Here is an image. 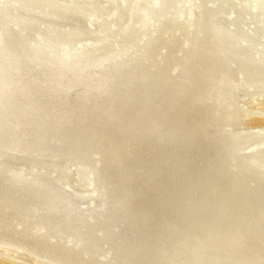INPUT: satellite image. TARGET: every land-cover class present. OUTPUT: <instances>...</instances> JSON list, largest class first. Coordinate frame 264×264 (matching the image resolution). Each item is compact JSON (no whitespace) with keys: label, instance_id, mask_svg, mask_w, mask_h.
<instances>
[{"label":"bare ground","instance_id":"6f19581e","mask_svg":"<svg viewBox=\"0 0 264 264\" xmlns=\"http://www.w3.org/2000/svg\"><path fill=\"white\" fill-rule=\"evenodd\" d=\"M18 1L14 15L0 8V148L9 159L18 151L25 161L32 154L31 162L44 172L31 174L36 178L31 176L14 192L7 191L9 181H0V203H5L7 212L19 213L28 207L26 200L45 201V223H35L37 237L31 239L43 244L38 255L49 258L55 245L62 254L79 261L82 250L89 251V263L85 264H164L168 259L169 264H264V256L255 254L264 250L258 243L264 244V239H253L256 243L250 247L246 241V251L239 244L247 240L255 216L259 214L257 219L264 225V198L253 196L246 207L244 200L237 199L249 198L251 189L259 191L256 195L264 193V152L247 148L254 139L264 137V112L252 117L254 124L249 129L237 130L242 123L234 107L246 89L264 90V65L254 54L257 37L264 36V4L239 0L237 5L234 0H222L216 4L219 13L211 14L204 6L206 10L197 21L201 14L196 6L203 8L206 2L198 0V5L187 7L185 21L179 15L167 16L172 0H105L104 7L99 4L86 18V30H79L59 24L66 18L85 17L84 10L94 6L93 0H84L79 7ZM233 7L238 15L230 21L222 12ZM125 8L130 13L119 26ZM253 9L257 12L253 18L256 29L243 33L240 20ZM153 18H157L155 33L166 30L167 37L158 35L152 40L146 35ZM41 24L42 34L29 44L27 34ZM193 25L188 31L186 27ZM118 26L117 43L111 37ZM95 28L99 35H92ZM188 33L197 35V41L187 63L178 62L170 77L153 75L160 59L157 50L167 44L172 49L181 46L192 37ZM86 36H90L88 44L70 46ZM232 65L241 75L238 78ZM174 101L179 111L168 116ZM66 127L70 129L64 131ZM186 135L195 136L196 142L186 152L178 151L173 138L185 139ZM163 136L168 138L167 145L161 141ZM99 153L105 154L104 171L113 182L100 174ZM67 164L75 168L78 182L92 186L90 199L100 201L105 210L100 214L104 221L99 223L107 228L100 237H90L92 227L84 225L86 219L71 224L79 211L77 202L86 196L65 181L70 176ZM220 165L229 168L218 172ZM133 167L140 168L131 177ZM4 169L7 167H1ZM21 172L6 171L10 177ZM230 172L233 175L228 177ZM240 177L241 183L234 182ZM240 184L244 191L237 187ZM133 187L137 190L131 191ZM214 188V197L208 198L204 193H212ZM173 192L170 205L166 198ZM134 204L136 208L131 207ZM174 205L177 207H170ZM35 210L28 220L36 215ZM63 216L67 218L55 230ZM46 224L50 225L47 235L42 233ZM58 230L89 238L81 248L79 238L52 244ZM177 232L188 233V242L169 252L174 249L172 235ZM23 235L22 239L32 236L29 231ZM236 241L239 247L233 245ZM19 244L13 242V234L0 236V264H39L36 258L24 259Z\"/></svg>","mask_w":264,"mask_h":264},{"label":"rangeland","instance_id":"374dc122","mask_svg":"<svg viewBox=\"0 0 264 264\" xmlns=\"http://www.w3.org/2000/svg\"><path fill=\"white\" fill-rule=\"evenodd\" d=\"M84 0H38V3L40 4H44L45 2H51L53 4H55L58 7H66V6H71V7H79V6H83L82 2ZM104 1L105 0H93V7H89V8H85L84 10V14L85 17L83 18H79L77 20H71L66 18L65 20L62 21V24H59V27L62 28H69V27H73V28H77L79 30H86V18L89 17L90 14H94L95 11V7L99 6V4L101 6L104 7ZM129 1V3L133 2L134 0H127ZM222 0H206L205 3H203V8H201L202 6L199 7V1L198 0H172L171 3L168 5L167 8V16L169 17H177L178 15L181 16V19L183 20H187V17L189 16V11L187 10V7L190 4L194 5H198L196 6V8H200V14L197 18V21L201 20L202 14L203 12L206 10L205 7H207L210 10L211 14H216L219 13L221 10L220 8L216 5L219 4V2ZM234 2L239 5V0H234ZM205 4V5H204ZM19 5V1L18 0H0V8L3 9H7L9 15H14L16 12L15 6ZM195 8V14H198L197 12L199 11L198 9ZM249 10V7H248ZM129 9H123L120 12V18H119V26H121L122 23H124L126 21V19L128 18L129 15ZM224 14V16H226L228 19H233V17L237 16V10L235 7L233 8H225L224 11L222 12ZM253 13V14H252ZM252 13H246V15H244L241 20H240V28L242 30V32L244 33H250L251 31L256 29V23L254 22L253 18L257 15V12H255V10H252ZM104 19L106 18V16L103 17ZM106 23V20H104ZM157 21V18H153L152 21L150 22L151 25L148 28V30L146 31V35L152 37V40H156L157 38H161V35H164L167 37V35H169L168 33H165L166 30L163 31H154V26H155V22ZM139 25V23H136V27ZM119 26L115 28L114 32L112 33V37L111 39L115 42L118 43V38H119ZM195 27V25L193 26H188L186 27L187 30H193ZM197 27V26H196ZM233 27V25H232ZM13 28H17L15 26H13ZM44 28V25H39L37 27H35L30 33L27 34V38L29 39V44L33 45L34 42H36L37 38H39V36L42 34L41 30ZM94 29V28H93ZM96 30V28H95ZM171 31V30H170ZM192 32V31H191ZM17 33V32H16ZM100 32L93 31L92 35H99ZM159 35V36H158ZM188 35H191L192 37L188 39V41L186 43H183L181 46L172 49L171 46H169V44H167L164 48H159L156 52V56H160L158 59V63L156 65L157 71L153 73V75L157 76V75H166L167 77L171 76V69H173L176 64L178 62H180L182 65L186 64L187 61L191 58L192 53H193V48L195 46V43L197 41V35H193L192 33H188ZM91 36V35H90ZM90 36H86L80 40H78L76 43H72L70 44L71 47H77L80 44H88L89 43V38ZM156 36H158L156 38ZM243 43V42H242ZM244 44V43H243ZM137 46H139V44H137ZM62 48H64V46H62ZM255 55H257V58H261L262 63L264 65V36L260 35L259 37H257V41L255 42ZM163 62L162 66H161V61ZM170 61V62H169ZM168 63L167 67L164 69L162 67L166 66V64ZM155 68V70H156ZM231 70L233 71V73L235 74V78H238L239 76H241L240 74H237V70L236 67L234 65L231 66ZM102 77H105L102 73H101ZM104 79H107L106 77ZM65 89V88H64ZM255 90V91H252ZM69 90L65 91L66 96L68 97ZM264 90H256V89H246V91H243V93H241L237 100L236 103L234 104V107H236L238 110V122L242 123L241 126L236 127L235 129L237 130H244V129H249V126L253 125V121H252V117L255 116L256 114L258 115L261 112H264ZM244 111H250L253 115L251 116H247L245 115ZM234 129V130H235ZM233 130V129H231ZM263 139L253 141V143L249 146H247L248 151H251L253 148H257L259 150V152H264V137H262ZM168 140V138L165 140V137L163 136L161 138V141L163 144L166 143V141ZM165 141V142H164ZM164 147V145H163ZM261 147H263L261 149ZM250 149V150H249ZM3 150L4 148L1 147L0 148V171H4L3 173L0 172V181H9L11 184L7 186V191L8 192H14L16 189H18L21 186V183L27 180H30L33 176V179L36 178V176L31 175L34 174L35 172H37L38 170L44 172V169H41L35 165H33V163L31 162V160L34 158L33 155L31 154L30 157L25 161L22 157H21V152H15L13 154V158L9 159L7 158L6 154H3ZM261 150V151H260ZM212 151V150H210ZM213 154V151H212ZM173 157V156H172ZM9 159V160H8ZM1 167H7L8 170H12L14 172H17L19 170H21L22 172L19 173L18 175L15 176H7L6 171H8L7 169L1 170ZM66 168L69 170V177H67L65 179L66 182H68V184L71 187H74L75 189L78 190V188L83 192V194L86 196L85 200L77 202V206L79 208V211L76 212V214L73 216L71 224H78L81 223L83 220H85L84 225L89 224L90 227H92L91 230V235L90 237H100L102 236L104 233H106V226L105 224H100L99 220L104 221V218H102L100 216L101 213H104L105 210L104 208H101V204L100 201H96V200H91V192H92V186H89L88 184H85L84 182H78L77 180V176H76V170L73 167V165L71 164H67ZM46 170V169H45ZM10 177V178H7ZM162 181V178H161ZM162 184V183H161ZM68 185L65 186V188H67ZM37 192V190H32ZM30 191V192H32ZM29 192V194H31ZM172 195H174V192L172 193ZM171 195V196H172ZM47 197V196H45ZM172 197H170L171 199ZM163 201V200H162ZM172 202L174 200H171ZM35 204V205H34ZM5 203H0V236H5V234H13V242L15 243H21L19 244L22 248L23 251L25 252V256H23L24 259H27L29 261H33L35 258L40 260L38 263L39 264H48L47 262H49L48 260L50 259H54L56 261L59 262H64L65 264H85V262H88V258L90 257L91 253L89 251H84L82 250V254H81V258L80 261L79 259H70L67 256H65L64 254H62L60 249H57V247L55 245H52L53 247L51 248L52 251H50L49 258H45L44 256H40L38 254H40L41 249L43 248V244H39L36 243L35 241L31 240L32 238H36L37 234L36 231H34L33 229L36 227L37 222H43V218H45V216H47L46 214V209L44 208L45 205V201H35V200H26L25 202V206L27 205L28 207L25 209V211L23 212H19V213H12L7 212V209L5 208ZM35 206V207H34ZM35 213L36 215L33 216L32 214V220H28L29 219V215L31 216V213H33V209H35ZM38 208V211H37ZM61 216V214H64V212H60L59 213ZM66 216L61 217V219L56 222V227L54 228L55 230L58 229V227H60L64 220L66 219ZM19 221L21 222V224L19 223ZM45 223V222H43ZM82 224V223H81ZM17 228V229H16ZM23 228V230H21ZM98 230H102L101 232L98 233ZM26 231H29L31 233L32 236H30L29 239L27 238H21V236L24 237L23 234H25ZM42 233H45L46 235L50 233V225L48 226L47 224L45 225V229L42 231ZM68 234H72V237H67ZM84 234H82V236H75L74 233H72L70 230L69 231H59L58 233H55V238H53L54 242L52 241L51 243H61L63 245V243H65L66 241L69 240H73V242H75L78 238L80 239L79 241V247L81 248L83 246L84 243H87L88 238L83 237ZM49 239V238H48ZM68 244V242H66ZM101 243H105V240H101ZM13 249H16L17 245L14 244ZM108 246L106 245L104 248L106 249ZM83 249V248H82ZM37 254V255H36ZM61 260V261H60Z\"/></svg>","mask_w":264,"mask_h":264},{"label":"water","instance_id":"95a60500","mask_svg":"<svg viewBox=\"0 0 264 264\" xmlns=\"http://www.w3.org/2000/svg\"><path fill=\"white\" fill-rule=\"evenodd\" d=\"M258 2H259V4L258 5H261V4H264V0H258ZM170 62V61H169ZM169 62H167V64H166V66H164V67H162V68H166L167 67V65H168V63ZM158 91H159V93H161L162 94V92H161V90L160 89H158ZM154 92H151L150 94L152 95ZM149 97H152V96H149ZM165 102V101H164ZM164 102H163V106H164ZM113 103V102H112ZM171 106H172V108L170 107V114L168 115V116H171L173 113H174V115H176V112L175 111H179V110H177V106H178V104L174 101V103H171ZM162 107V106H161ZM174 111V112H173ZM161 118H162V116H161ZM162 120V119H161ZM67 123V122H66ZM67 124H69V123H67ZM67 129H70L69 127H66V128H64V131H66ZM183 140H186V142H184V143H177L178 141H183ZM187 140H188V142H187ZM78 142L79 143H82V141H80V140H78ZM173 142H175L174 143V145H179L178 146V151H182L183 150V152H186V148H189V147H192L193 146V144H194V142H196L195 141V136L193 137V138H190V135H186V137H185V139H179V140H177V139H175V138H173ZM189 144V145H188ZM165 145H167V144H165ZM197 148H198V146H196ZM185 150V151H184ZM219 154L222 152V149H219ZM167 153H168V151H167ZM100 154V159H101V161L99 162V168H100V174L101 175H103V174H105L106 176H107V179L108 180H110L111 179V181L113 180L112 178H111V176L108 174V173H106L104 170H106L105 169V165H106V158H105V154H103V153H99ZM177 155H178V153H177ZM124 156V155H123ZM230 156V154L227 156V157H229ZM114 157H116V156H114ZM117 158V157H116ZM223 158H225V157H221V160H223ZM204 162H206V161H204ZM208 162V161H207ZM183 165H185V166H189L186 162H183ZM228 165H226V167H227ZM190 167H191V165H190ZM226 167H224V166H222V165H220L219 167H218V172H220V171H223V168H226ZM139 168L140 167H138V169H136L135 167H133V168H131L130 170H132V172L130 173V175H131V177L134 175V172H135V170H139ZM203 168V167H202ZM227 168H229V167H227ZM125 169H129L127 166L125 167ZM104 172V173H103ZM232 172V171H231ZM230 172V173H231ZM137 175V174H136ZM233 174L231 173L230 175H227L228 177H231ZM245 175V174H244ZM152 176H154V174H152ZM125 177V176H124ZM242 177H240L239 179H237L236 181H234V182H240L241 183V179ZM114 181V180H113ZM112 181V182H113ZM244 181V180H243ZM117 182L119 183V184H122V182H121V180H117ZM113 185L115 184V185H117L115 182L114 183H112ZM168 184V183H167ZM228 184V183H227ZM114 185V186H115ZM118 186V185H117ZM165 186V185H164ZM245 186H247V185H245ZM237 187H239V189L240 188H242V191H244V189H243V187L244 186H242V184H240L239 186H237ZM109 188H110V185H109ZM135 187H133V189H131V191L133 190H137V189H134ZM165 188H167V186L165 187ZM123 190H125V191H130V188H124ZM122 190V191H123ZM139 190V189H138ZM211 190V189H210ZM230 190L233 192V187H231L230 186ZM214 193H216V191H215V188H214V191H212V193H204L208 198L209 197H211V196H213L214 197ZM243 193V192H242ZM259 193V191L257 190V193H256V190L255 189H251V195H250V197L249 198H245L244 196H243V198L242 197H238L237 199L238 200H244V205H243V207H246L247 206V202H251L252 200H254L255 199V197H253V196H256V197H258V199L257 200H259L260 199V197H262V198H264V193L263 194H259V195H256V194H258ZM172 194V193H171ZM199 194H202V193H199ZM240 195V194H239ZM170 197H171V195H167V198L166 199H168V201H169V203L171 202L170 200ZM175 198V196L173 195L172 196V198ZM261 198V199H262ZM260 199V200H261ZM168 201H167V203H168ZM167 203H165L164 205H166ZM232 203V202H231ZM170 205H171V203H170ZM217 206V205H216ZM232 206V209H233V204L231 205ZM131 207H137L135 204L134 205H132ZM170 207H174V208H176L177 207V205H174V206H170ZM248 207H250V209H251V207L252 206H248ZM139 208V207H138ZM227 209L228 208H225V210L227 211ZM231 212H232V210H231ZM206 215H210V214H208V213H205ZM253 214H255L254 212H253ZM251 214H248V216H246V217H248L249 218V216H250ZM259 215V214H258ZM257 215V216H258ZM233 216H235V215H233ZM257 216H255V218H256V222H258L259 224H257L256 225V222H255V219H254V222H253V227L251 228V230H250V232H249V234L247 233V231L246 230H244V231H246V232H244V233H247L248 235V237H246L247 238V240H243V237H241V239L240 240H243L241 243H239L241 246V249L244 247V251H246V247L248 246V247H250V245H253L254 243H256V242H253V239L254 240H256V241H262L261 239H264V225H263V222H260V220L259 219H257ZM260 216H261V214H260ZM226 217V216H225ZM236 217V216H235ZM253 217V216H252ZM232 218V217H231ZM248 218H246V219H248ZM211 226V225H210ZM262 233V235L261 234H259V233ZM172 237H173V241L171 242V245L172 244H175L174 245V249H172V248H169V252L170 251H172V250H175V251H177V248H179V246H177V244H179V245H182L183 243H186V242H188V238L187 237H189V235H188V233H184V232H182V233H179V232H177L176 234L175 233H173V235H172ZM227 239H230L231 238V236H225ZM224 237V238H225ZM233 238V237H232ZM197 240V239H196ZM199 240V242L201 241L200 239H198ZM233 240H236V239H234L233 238ZM246 241H248L249 242V245H247V246H244V243L246 242ZM226 243V242H225ZM259 243V246L260 245H264L263 244V242H258ZM170 244V243H169ZM239 244H238V242L236 241L233 245H235L236 247H239ZM221 245H225L224 243H222ZM176 246V247H175ZM199 247H201V246H199ZM176 248V249H175ZM263 249H264V246H263ZM197 251V252H199L198 251V249H194V251ZM217 252H219V251H217ZM254 254V253H253ZM256 255H261L260 257H262V256H264V250L262 251V253L260 252V253H255ZM254 254V255H255ZM194 256V255H193ZM257 259H263V258H257ZM170 261H171V259H170ZM169 262V259L167 260V261H165V262H163L164 264H169L168 263ZM258 263H260V262H256V264H258Z\"/></svg>","mask_w":264,"mask_h":264}]
</instances>
